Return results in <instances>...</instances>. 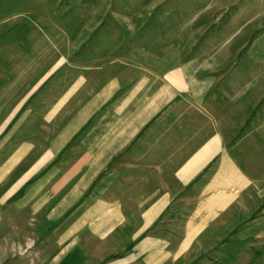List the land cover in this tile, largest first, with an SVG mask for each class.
<instances>
[{"label": "crops", "instance_id": "1", "mask_svg": "<svg viewBox=\"0 0 264 264\" xmlns=\"http://www.w3.org/2000/svg\"><path fill=\"white\" fill-rule=\"evenodd\" d=\"M158 3L177 14L162 53L94 90L87 80L54 87L48 158L63 155L50 167L48 204L59 214L80 206L77 217H142V232L170 217L228 232L245 223L231 251L263 253L264 0H152L149 10ZM169 43L177 53L163 52Z\"/></svg>", "mask_w": 264, "mask_h": 264}, {"label": "rangeland", "instance_id": "2", "mask_svg": "<svg viewBox=\"0 0 264 264\" xmlns=\"http://www.w3.org/2000/svg\"><path fill=\"white\" fill-rule=\"evenodd\" d=\"M151 4L0 0V58L10 59L0 61V168L9 167L0 174V264H264V248L231 251L245 223L228 232L202 217H170L142 232V217H77L80 206L59 214L48 204L50 167L62 154L48 158L54 87L64 93L87 80L94 90L114 70L135 71L144 55L162 53L160 37L175 36L177 14ZM165 51L177 53L176 44ZM192 231L197 236L188 237ZM215 232L222 235L209 236Z\"/></svg>", "mask_w": 264, "mask_h": 264}]
</instances>
